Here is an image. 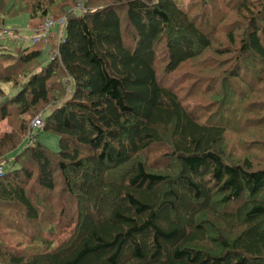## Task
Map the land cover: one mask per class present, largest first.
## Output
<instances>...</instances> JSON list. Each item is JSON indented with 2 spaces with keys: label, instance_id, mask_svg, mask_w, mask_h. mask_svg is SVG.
Instances as JSON below:
<instances>
[{
  "label": "trees",
  "instance_id": "obj_1",
  "mask_svg": "<svg viewBox=\"0 0 264 264\" xmlns=\"http://www.w3.org/2000/svg\"><path fill=\"white\" fill-rule=\"evenodd\" d=\"M67 1L0 0L66 19L0 39V264H264V0Z\"/></svg>",
  "mask_w": 264,
  "mask_h": 264
},
{
  "label": "rangeland",
  "instance_id": "obj_2",
  "mask_svg": "<svg viewBox=\"0 0 264 264\" xmlns=\"http://www.w3.org/2000/svg\"><path fill=\"white\" fill-rule=\"evenodd\" d=\"M67 2L71 3L72 0H68ZM80 9H75V12H78ZM30 17L28 14H21L16 17H10V16H4V25L7 29H10L12 32H14L19 39L23 42V46L26 47H33V44L31 42V36L33 34V31L29 28L30 24ZM57 27H53L52 30L56 32ZM17 39V40H19ZM4 40V39H1ZM39 46V45H36ZM50 58V54L48 51V47H44L42 49V53L40 55V61L47 62ZM5 90L7 92H11L12 89L9 86H5ZM10 126L7 122V120H3L0 122V132L3 133L5 131H9ZM33 136H35L36 140L42 142L45 144L48 148H50L52 151H57L59 149L58 146V136L50 131H46L44 129H37L35 128L33 130ZM26 141H28L26 139ZM14 155V153L10 154V156ZM7 165V164H6ZM6 168V166H5Z\"/></svg>",
  "mask_w": 264,
  "mask_h": 264
},
{
  "label": "built area",
  "instance_id": "obj_3",
  "mask_svg": "<svg viewBox=\"0 0 264 264\" xmlns=\"http://www.w3.org/2000/svg\"><path fill=\"white\" fill-rule=\"evenodd\" d=\"M81 1L76 2V7L81 8ZM65 16L64 15H57V16H50L45 19H43L41 22L38 23V25L33 29L34 35L31 37V41L35 43L38 40H42L44 42H47L49 38H51L52 34L50 30L53 27H59L62 29L65 25ZM14 39L15 35L10 32L9 29L6 27H0V39ZM44 125V122L42 120L41 115H37L32 122L30 123V133H28L27 138L29 141L33 140L34 137L31 134V129L33 128H41ZM5 172V168L3 165L0 164V177L3 176Z\"/></svg>",
  "mask_w": 264,
  "mask_h": 264
},
{
  "label": "crops",
  "instance_id": "obj_4",
  "mask_svg": "<svg viewBox=\"0 0 264 264\" xmlns=\"http://www.w3.org/2000/svg\"><path fill=\"white\" fill-rule=\"evenodd\" d=\"M38 25V22L37 21H32V22H30V24H29V28L33 31V29L36 27ZM53 29V28H52ZM50 30V32H51V34H52V36H51V38H53V40L54 41H56V36H55V32H54V30ZM10 30V29H9ZM10 32L11 33H13L14 35H15V38L13 39V40H10V39H4V41H3V43H4V45H11V46H13V47H17V46H20V45H23V42L21 41V39H19V37L14 33V32H12L11 30H10ZM17 39H19V40H17Z\"/></svg>",
  "mask_w": 264,
  "mask_h": 264
}]
</instances>
